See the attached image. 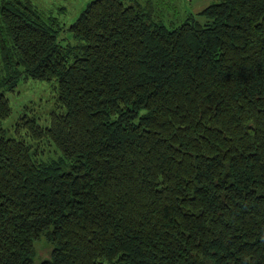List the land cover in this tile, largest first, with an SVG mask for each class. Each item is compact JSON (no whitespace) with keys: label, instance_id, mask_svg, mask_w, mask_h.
Listing matches in <instances>:
<instances>
[{"label":"trees","instance_id":"1","mask_svg":"<svg viewBox=\"0 0 264 264\" xmlns=\"http://www.w3.org/2000/svg\"><path fill=\"white\" fill-rule=\"evenodd\" d=\"M155 13L92 0L63 43L0 0V264H264V0ZM25 79L57 108L7 136Z\"/></svg>","mask_w":264,"mask_h":264},{"label":"rangeland","instance_id":"2","mask_svg":"<svg viewBox=\"0 0 264 264\" xmlns=\"http://www.w3.org/2000/svg\"><path fill=\"white\" fill-rule=\"evenodd\" d=\"M38 10L47 18L58 21L56 29L59 40L63 43L75 42L72 32L67 28L80 15L82 10L92 0H32ZM142 2L149 0H127ZM155 6L159 19L173 27L185 21L190 13L197 12L215 0H151ZM53 17V18H52ZM10 99L12 113L3 121V128L7 136H18L17 123L23 115L36 117L42 125H48L51 112L57 108L56 80H22L14 90H6ZM23 131L21 132V134ZM1 134V130H0ZM45 236L37 241L39 253L49 255L50 244L44 241Z\"/></svg>","mask_w":264,"mask_h":264}]
</instances>
